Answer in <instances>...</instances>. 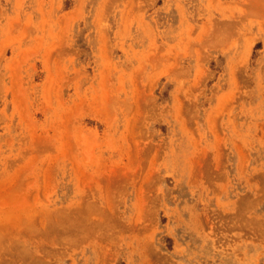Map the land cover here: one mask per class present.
Masks as SVG:
<instances>
[{
  "label": "rangeland",
  "instance_id": "rangeland-1",
  "mask_svg": "<svg viewBox=\"0 0 264 264\" xmlns=\"http://www.w3.org/2000/svg\"><path fill=\"white\" fill-rule=\"evenodd\" d=\"M0 264H264V0H0Z\"/></svg>",
  "mask_w": 264,
  "mask_h": 264
},
{
  "label": "bare ground",
  "instance_id": "bare-ground-1",
  "mask_svg": "<svg viewBox=\"0 0 264 264\" xmlns=\"http://www.w3.org/2000/svg\"><path fill=\"white\" fill-rule=\"evenodd\" d=\"M45 228H46L45 226L42 228V229H43V234L45 233V232H44V229H45ZM50 229H52V228H50ZM45 230H46V229H45ZM38 233H39V231H38ZM40 233H41V232H40Z\"/></svg>",
  "mask_w": 264,
  "mask_h": 264
}]
</instances>
